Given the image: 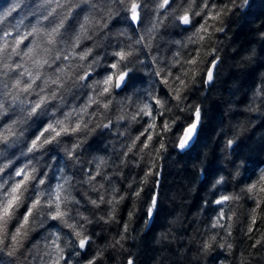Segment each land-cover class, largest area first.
<instances>
[{
	"label": "clouds",
	"instance_id": "1",
	"mask_svg": "<svg viewBox=\"0 0 264 264\" xmlns=\"http://www.w3.org/2000/svg\"><path fill=\"white\" fill-rule=\"evenodd\" d=\"M0 264H264V0H0Z\"/></svg>",
	"mask_w": 264,
	"mask_h": 264
}]
</instances>
